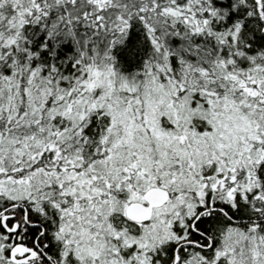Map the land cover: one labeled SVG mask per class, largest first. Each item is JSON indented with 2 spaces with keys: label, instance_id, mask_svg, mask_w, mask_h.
<instances>
[{
  "label": "snow or ice",
  "instance_id": "1",
  "mask_svg": "<svg viewBox=\"0 0 264 264\" xmlns=\"http://www.w3.org/2000/svg\"><path fill=\"white\" fill-rule=\"evenodd\" d=\"M0 264H264V0H0Z\"/></svg>",
  "mask_w": 264,
  "mask_h": 264
}]
</instances>
